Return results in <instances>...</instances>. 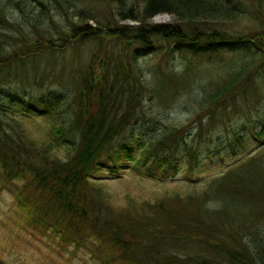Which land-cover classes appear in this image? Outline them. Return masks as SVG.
I'll return each instance as SVG.
<instances>
[{
    "label": "trees",
    "instance_id": "16d2710c",
    "mask_svg": "<svg viewBox=\"0 0 264 264\" xmlns=\"http://www.w3.org/2000/svg\"><path fill=\"white\" fill-rule=\"evenodd\" d=\"M8 1L0 0V68L105 39L75 71L66 99L55 92L14 100L8 93L0 103V188L11 194L20 217L96 264H264V88L258 77L263 73L264 84V0H88L116 8L115 19L95 28L87 22L94 17L69 11L68 0ZM48 2L57 6L56 19ZM12 7L22 17L11 20ZM158 13L174 21L152 22ZM243 15L253 29L233 33L214 24ZM44 19L47 34L55 23L67 31L32 39ZM155 40L164 42V55L233 54L214 87L199 86L193 94L187 80L205 73L201 66L187 60L178 71L167 61L137 62L136 49L141 58L158 51ZM108 42L121 45L116 56ZM141 63L150 64L144 69ZM240 92L251 96L248 107L219 108ZM57 102L65 108L57 111ZM173 106L183 107L175 108L183 121L162 120ZM3 108H19L17 132ZM246 138L255 145L251 154L202 178V155L228 160L241 154ZM123 174L177 180L189 189L139 202L127 194L130 204L117 206L103 178Z\"/></svg>",
    "mask_w": 264,
    "mask_h": 264
},
{
    "label": "rangeland",
    "instance_id": "374dc122",
    "mask_svg": "<svg viewBox=\"0 0 264 264\" xmlns=\"http://www.w3.org/2000/svg\"><path fill=\"white\" fill-rule=\"evenodd\" d=\"M241 1L246 5L250 3L248 0ZM7 2L10 3L8 0ZM22 2H24L26 6H37L35 1L22 0ZM68 2L70 4L69 11L77 10L86 14V17H94V19H88L87 21L91 27L95 28L104 24L107 19L112 20L116 18V15L113 14L116 8L112 4L110 8L108 5H103L98 1L91 2L88 0H68ZM47 5L49 7L50 14L54 19H56L57 17L53 13L55 11V7L57 6L51 2H48ZM251 5L252 4H250V8H253ZM12 11L13 12H10L12 15L10 18L11 20H17L19 17H22L21 12H18L14 8ZM173 19V16L167 13H158L150 20L155 23H162L174 21ZM122 22L130 23L129 20H124ZM48 23L49 22L44 19L43 22L36 24L34 26L36 29L34 32L36 33H34L31 38L35 39V34L41 38L42 36L39 33L50 35V38H56L61 37L63 32L67 31L64 26L65 24L55 23L54 26L51 27L50 33L47 34L45 32V26ZM214 24L221 29H225L226 31L233 33L246 32L255 27L254 22L247 15H243V17L240 16L238 19L220 21ZM27 27L28 26L24 28L25 32L28 29ZM10 30H14V28L11 27ZM104 40V38L99 39L96 37L94 40H88L85 44L72 45L62 51L54 50L49 55L45 54L42 58H38L36 60L33 59V61L29 60L24 63L16 62L15 65L0 68V103L4 101V96L8 93L13 94L14 100L23 98L32 101L38 96L50 95L55 92L62 94L64 99H66V96L71 93L70 90L73 85L75 71L82 69L85 56L89 52H92L96 45L102 44ZM155 42V47L158 51L151 56L147 54L141 58L137 55L136 49L135 55L137 62L140 63L145 58H148L150 62L164 63L167 61L168 63L173 64L174 70L178 71L183 68L184 62L187 60H190L189 62H192L195 65L201 66L199 68H204L203 70H205V73L201 76L197 78V75H195L196 77L194 78L191 74L192 80L189 78V81L184 78L187 82L192 84L193 94L199 91V86L208 87V91L212 89L218 78L227 73L226 71L229 68L228 64L230 63L229 58L233 54L226 49H221L215 52L211 50L207 52L199 51L190 58L187 57V52L185 51H181L177 56H174V53L164 55V53L159 51L164 48V42L162 40H155ZM171 43L172 42L168 45L171 46ZM105 46L111 50L110 53L112 56H116L117 52L121 48L119 43L114 44L108 42ZM239 56H241V53H239ZM102 57L103 53H100L98 55V59ZM184 57L186 60L183 59ZM45 63L47 66L46 71L43 73L42 68ZM141 64H143L145 69L150 63ZM259 68L263 70L264 59L259 63ZM145 72L147 71L145 70ZM262 74H259L258 77L261 80L262 87L264 88L263 78L261 76ZM144 75L147 76L146 73H144ZM2 77H5V80H2ZM148 96L149 92L145 95L144 102L147 100ZM250 100H252L250 95L241 96L240 92L233 100L229 101L227 104L219 106V108L248 107L247 102ZM14 102L16 103V107H18V103L16 101ZM63 102L66 104L68 100H64ZM253 106L255 108L257 107L255 104ZM55 108L58 111L60 108L65 107L57 102ZM167 108H171V106ZM172 108L174 109L165 111L162 120L183 121L184 118L180 115L179 111L175 109L183 107L173 106ZM261 108H264V106ZM3 109L6 112L5 119L12 126H14L15 132H17L19 129V121L16 116V111L19 108ZM34 133L35 135L40 134L37 129L34 130ZM244 145L245 148L240 151L241 154L229 157L228 160L208 158L205 155H202L204 158L202 164L203 171L201 173L202 178L210 174V176H212L213 174L217 175L225 172L226 169L233 167L237 161L245 156H248V153L254 151L255 145L252 144L248 138L244 140ZM58 154H60L62 158L64 151L60 149ZM222 154L225 155V151H223ZM103 181L108 184V190L111 193L116 194L114 196L115 199H112V203L117 204V206H127L130 204L127 194L139 202V200L142 199H152L153 195H158L165 191L170 192L175 189H189L187 185L179 183L177 180L150 182L131 174H123L120 180L103 178ZM201 184H203V182H201ZM7 191L8 190L5 187L0 188V264H96L93 260L90 261L88 255L82 253L80 250L72 252L71 250L73 249L70 247L58 246L46 234L38 232V229L37 231L34 227L29 225L31 224L29 221V224L25 222L19 215L18 211L20 209L13 203L11 194ZM210 204L212 205L214 203L211 202ZM259 229L264 232V226H260Z\"/></svg>",
    "mask_w": 264,
    "mask_h": 264
}]
</instances>
